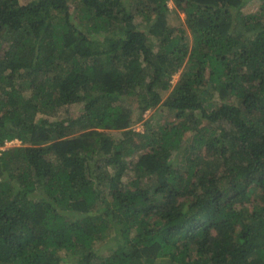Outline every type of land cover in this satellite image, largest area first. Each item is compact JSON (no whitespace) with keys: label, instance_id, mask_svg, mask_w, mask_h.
Here are the masks:
<instances>
[{"label":"trees","instance_id":"1","mask_svg":"<svg viewBox=\"0 0 264 264\" xmlns=\"http://www.w3.org/2000/svg\"><path fill=\"white\" fill-rule=\"evenodd\" d=\"M248 1L0 0V264H264Z\"/></svg>","mask_w":264,"mask_h":264},{"label":"rangeland","instance_id":"2","mask_svg":"<svg viewBox=\"0 0 264 264\" xmlns=\"http://www.w3.org/2000/svg\"><path fill=\"white\" fill-rule=\"evenodd\" d=\"M24 1H26V0H22V2H24ZM249 1L243 6L245 11L250 12V11H256V10L259 9V5L260 4H259L258 0H251L250 2ZM170 3H171L170 5H172V2H170ZM182 16H184V15L182 14ZM175 77L177 78L178 75H176ZM165 94H166V92L164 93V96H165ZM232 99H234V98H232ZM73 109L76 111L77 110V106H73ZM151 115H153L152 117H154L156 119V123H155V125H156L158 123L159 124L168 123V121L173 120L177 114H176V112L174 110L173 111H166L163 108L155 107V108H153L151 110L146 111L145 113H142L141 115L140 114L137 115L134 118V123H133L134 127H137L136 129L144 131L145 130V126H146V122L150 118ZM230 135H231L230 138L234 137L233 132H230ZM188 137L189 138H185L186 142H188L189 139L191 138L190 135H188ZM16 144H18V141H9L5 145H3V146L1 145L0 149H5L7 147H11V146H14ZM180 152L177 154L178 155L177 158L178 159H183V157H184L183 154H185V152L183 150H181ZM202 153H204V151H202ZM135 160H136V157H129L127 163H129L131 165L132 161H135ZM125 173L126 174H124L122 180L124 182H128L129 179L133 177L132 176V173H133L132 167H130V166L127 167V170L125 171ZM103 252L107 253L108 250L104 249Z\"/></svg>","mask_w":264,"mask_h":264},{"label":"clouds","instance_id":"3","mask_svg":"<svg viewBox=\"0 0 264 264\" xmlns=\"http://www.w3.org/2000/svg\"><path fill=\"white\" fill-rule=\"evenodd\" d=\"M132 127H133V129H134L135 131H141V132H143L142 130L136 129L137 127H134V125H132ZM7 143H8V141H7Z\"/></svg>","mask_w":264,"mask_h":264}]
</instances>
